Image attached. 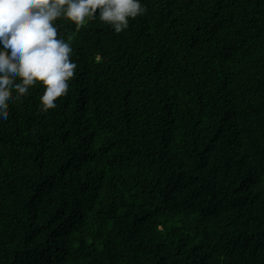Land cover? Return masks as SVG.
I'll use <instances>...</instances> for the list:
<instances>
[{
	"label": "trees",
	"instance_id": "trees-1",
	"mask_svg": "<svg viewBox=\"0 0 264 264\" xmlns=\"http://www.w3.org/2000/svg\"><path fill=\"white\" fill-rule=\"evenodd\" d=\"M143 3L58 21L67 95L9 105L0 264H264V0Z\"/></svg>",
	"mask_w": 264,
	"mask_h": 264
},
{
	"label": "clouds",
	"instance_id": "clouds-1",
	"mask_svg": "<svg viewBox=\"0 0 264 264\" xmlns=\"http://www.w3.org/2000/svg\"><path fill=\"white\" fill-rule=\"evenodd\" d=\"M146 12L143 0H0V123L8 120L9 105L37 84L43 85L42 111L67 95L77 69L71 59L74 34L66 39L58 21L70 20L79 30L98 18L121 33Z\"/></svg>",
	"mask_w": 264,
	"mask_h": 264
}]
</instances>
